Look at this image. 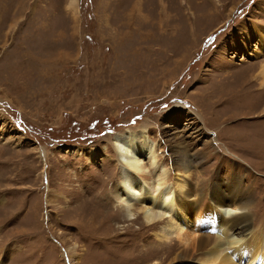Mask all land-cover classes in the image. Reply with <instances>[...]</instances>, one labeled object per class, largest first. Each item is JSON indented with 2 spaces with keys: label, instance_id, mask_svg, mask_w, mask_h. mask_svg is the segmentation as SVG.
<instances>
[{
  "label": "rangeland",
  "instance_id": "rangeland-1",
  "mask_svg": "<svg viewBox=\"0 0 264 264\" xmlns=\"http://www.w3.org/2000/svg\"><path fill=\"white\" fill-rule=\"evenodd\" d=\"M263 30L264 0H0V264L161 261L168 215L148 226L118 199L127 129L156 143L167 182L239 176L261 228Z\"/></svg>",
  "mask_w": 264,
  "mask_h": 264
},
{
  "label": "bare ground",
  "instance_id": "bare-ground-1",
  "mask_svg": "<svg viewBox=\"0 0 264 264\" xmlns=\"http://www.w3.org/2000/svg\"><path fill=\"white\" fill-rule=\"evenodd\" d=\"M262 39L264 41V30ZM252 78L257 81L254 90L264 93V62L256 68ZM256 113L264 116V106ZM113 147L120 164L118 199L123 207L139 213L148 226L168 215L166 226L157 230L155 240L166 242L168 234H172L175 241L166 246L161 261L154 260V264L164 261L187 264L195 256H199L205 264H264V224L261 223L257 231L251 228L252 223L262 220H255L250 214V191L239 176H234L232 185H229L228 178L216 180L213 184L208 180L206 183L201 181L194 188L181 178L182 173L178 169L174 171L173 181L167 182L169 168L158 161L156 143L144 129H127L115 135ZM183 152L182 149L181 157H185ZM188 160L187 155L185 161L176 160L175 164L180 163L187 171ZM204 194L210 201L202 208L199 201ZM236 211L241 213L233 216ZM87 219L92 222L94 217L88 216ZM101 227L104 228L103 223ZM112 227L108 224L109 232ZM74 251L70 257L76 264L78 258ZM159 253L160 250H155L150 259ZM140 259L139 252L125 263L142 264Z\"/></svg>",
  "mask_w": 264,
  "mask_h": 264
}]
</instances>
